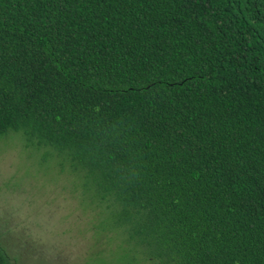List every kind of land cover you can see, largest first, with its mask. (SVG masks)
Returning <instances> with one entry per match:
<instances>
[{
	"label": "trees",
	"instance_id": "1",
	"mask_svg": "<svg viewBox=\"0 0 264 264\" xmlns=\"http://www.w3.org/2000/svg\"><path fill=\"white\" fill-rule=\"evenodd\" d=\"M17 138L107 205L117 264H264V0H0Z\"/></svg>",
	"mask_w": 264,
	"mask_h": 264
},
{
	"label": "rangeland",
	"instance_id": "2",
	"mask_svg": "<svg viewBox=\"0 0 264 264\" xmlns=\"http://www.w3.org/2000/svg\"><path fill=\"white\" fill-rule=\"evenodd\" d=\"M0 143V242L14 264H117L124 234L105 237L107 205L64 157ZM81 195V196H80ZM81 197V198H80ZM92 205L98 207L91 210ZM114 242V243H113Z\"/></svg>",
	"mask_w": 264,
	"mask_h": 264
}]
</instances>
